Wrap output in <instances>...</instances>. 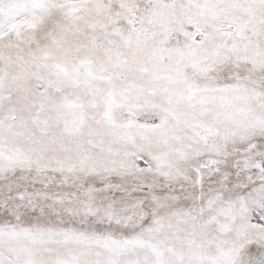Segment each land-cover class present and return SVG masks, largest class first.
Wrapping results in <instances>:
<instances>
[{
  "label": "snow or ice",
  "instance_id": "snow-or-ice-1",
  "mask_svg": "<svg viewBox=\"0 0 264 264\" xmlns=\"http://www.w3.org/2000/svg\"><path fill=\"white\" fill-rule=\"evenodd\" d=\"M0 264H264V0H0Z\"/></svg>",
  "mask_w": 264,
  "mask_h": 264
}]
</instances>
